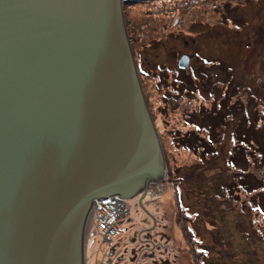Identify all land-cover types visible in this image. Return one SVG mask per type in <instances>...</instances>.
<instances>
[{
    "label": "water",
    "instance_id": "95a60500",
    "mask_svg": "<svg viewBox=\"0 0 264 264\" xmlns=\"http://www.w3.org/2000/svg\"><path fill=\"white\" fill-rule=\"evenodd\" d=\"M166 176L122 0H0V264H90L93 199Z\"/></svg>",
    "mask_w": 264,
    "mask_h": 264
},
{
    "label": "rangeland",
    "instance_id": "374dc122",
    "mask_svg": "<svg viewBox=\"0 0 264 264\" xmlns=\"http://www.w3.org/2000/svg\"><path fill=\"white\" fill-rule=\"evenodd\" d=\"M217 2L220 8L214 10L229 8V14L236 13L235 22L226 23L223 17L213 30L183 22L190 27L182 28V38L170 34V27L155 25V20L139 22L141 7L136 4L124 13L140 79L165 146L167 176L161 189L149 185L145 195L126 200L131 209L125 219L129 232L116 238L117 249L147 227L158 241L169 239L176 263L194 264L188 224L207 264H264V134L257 135L259 151L250 133L251 121L264 126V0ZM202 20H219V13ZM195 51L191 67L176 69L182 52ZM174 71L185 78L190 91L172 110L167 96L176 94L168 84ZM183 107L194 116H186ZM215 125L213 140L208 127ZM174 128L194 131L213 143L211 154H201L198 144L190 150L176 142ZM191 141L197 143V138ZM87 242L89 263L95 264L101 258L96 256L95 228Z\"/></svg>",
    "mask_w": 264,
    "mask_h": 264
},
{
    "label": "built area",
    "instance_id": "2783aa9c",
    "mask_svg": "<svg viewBox=\"0 0 264 264\" xmlns=\"http://www.w3.org/2000/svg\"><path fill=\"white\" fill-rule=\"evenodd\" d=\"M218 0H122L124 13H129L135 4L147 10L151 20L161 16L174 20L182 11L200 7L219 8ZM145 27V23L142 28ZM95 216H90L96 230L97 255L114 247L115 240L127 231L125 219L131 214L126 200L117 194H106L93 199ZM89 236H87L88 240ZM97 264H103L99 261Z\"/></svg>",
    "mask_w": 264,
    "mask_h": 264
},
{
    "label": "trees",
    "instance_id": "16d2710c",
    "mask_svg": "<svg viewBox=\"0 0 264 264\" xmlns=\"http://www.w3.org/2000/svg\"><path fill=\"white\" fill-rule=\"evenodd\" d=\"M242 4H243V2H242ZM238 5H239V3L236 5V10H237V8H239ZM225 8L226 7H224L221 10L217 9L218 11H216L214 9H210V8H206V7H200V8H197L195 10H192V11H182L179 14V16H177V18H175L173 21L169 20L168 17H166V16H161V17L155 19V25L162 24L164 26L170 27L169 31H171L176 26L175 25L176 20H180L183 22L192 21L193 19H199V20L201 19L202 20V18L206 17L208 14L213 15L216 13L217 14L219 13V20H210L207 22H213V23L220 24V23H222L223 17L226 19V23L235 22L236 13L231 12V10H230V14H229V11H228L229 8H226V9ZM137 15H139V16L136 19L139 22H147V21L151 20L150 16L147 14V10L145 8H141L140 13L137 12L136 16ZM174 73H176V72L174 71ZM168 84H169V86L171 84H173L174 88L172 89V92H175L176 94H178V95H176L173 93L172 95L167 96L168 97L167 103H169V106L171 107V109L174 110L180 106V103L182 101H184V95H188L189 94L188 92L190 91V89H187V85L185 83V78L180 76L177 73L175 75H173V79ZM199 111H200V109H199ZM263 111H264V109H263ZM183 112L186 116H191V115L194 116L193 110L192 111H190V109L186 110V107H183ZM218 115L219 114L216 113L214 116H218ZM220 120L223 121L222 116H221ZM251 122H250V129H251L250 133H253V136L255 138V142H253V144H254L253 146L256 145L257 146V147L255 146L256 149L261 151L262 147L260 146V141L258 140V136L264 134V126L261 124L259 125L258 121H255V122L251 121ZM217 126L218 125L208 127V132L210 134V137H212L211 139H213V140L215 137V135H214L215 127H217ZM173 130H174L173 133H174V137H175L174 140L176 139L175 140L176 142H178V143L181 142L186 148H188L190 150L196 149L195 146L198 144V147H200V149L202 148L201 152H200L201 154L202 153L211 154V152H212L211 149H212L213 143H211L210 141L205 142L202 138L198 137L194 131L188 130V131L181 132L180 128H176V129L174 128ZM213 135H214V137H213ZM192 137L197 138V143L195 141H191ZM262 137H263L262 138V141H263L264 135H262ZM177 198H178V201H181V198L179 195L177 196ZM179 203L181 204V202H179ZM187 225H186V230L188 232V235H191V239H192V241H191L189 238L188 241L191 245L189 248V251L193 254V257H192L193 263L194 264H207V262L204 259H201L202 257H200L201 255H203V256L205 255L204 254L205 251L203 250L202 247L198 250L196 245L193 243V241H195L193 236H195L196 233L193 231V228L190 227V225H188V226Z\"/></svg>",
    "mask_w": 264,
    "mask_h": 264
},
{
    "label": "flooded vegetation",
    "instance_id": "af4514ba",
    "mask_svg": "<svg viewBox=\"0 0 264 264\" xmlns=\"http://www.w3.org/2000/svg\"><path fill=\"white\" fill-rule=\"evenodd\" d=\"M182 22L183 21L176 20L175 28L170 31V34H172L174 37L179 36L180 38H182L184 33V30L182 28L188 27L189 25L193 27L196 26L198 30L200 29L199 27L202 26L209 27L211 30H213V28L217 26V23L207 22L201 19H193L190 24L186 26H183L184 23ZM202 32H206V29H204V31ZM178 53L180 54V52ZM184 53L187 52H182L179 56V59ZM193 55L195 56L198 54L196 51L193 52V54H190L189 65L185 68L179 66L178 59V68L176 69L185 70L191 67L193 65ZM128 232L129 227L127 225V231L122 234V236H127ZM153 234L154 233L151 228H139L137 234L130 236L133 239V241L130 240L132 243H128L127 246L121 247L119 249H117L114 245V247H112L111 249L103 251L102 254L97 255V257L101 256V258L100 260L97 258L95 264H97L99 261H102L103 264H178L174 260L176 258L173 253L174 248L173 244L169 246V239H167L166 242H163V240L161 239H159L158 241L157 237H154ZM164 237L165 235L163 236V238ZM136 243L138 244L136 245ZM87 261L88 258L86 256V264Z\"/></svg>",
    "mask_w": 264,
    "mask_h": 264
}]
</instances>
